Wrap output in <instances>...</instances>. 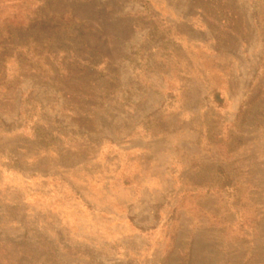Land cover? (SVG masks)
<instances>
[{
    "label": "rangeland",
    "instance_id": "1",
    "mask_svg": "<svg viewBox=\"0 0 264 264\" xmlns=\"http://www.w3.org/2000/svg\"><path fill=\"white\" fill-rule=\"evenodd\" d=\"M0 264H264V0H0Z\"/></svg>",
    "mask_w": 264,
    "mask_h": 264
},
{
    "label": "trees",
    "instance_id": "2",
    "mask_svg": "<svg viewBox=\"0 0 264 264\" xmlns=\"http://www.w3.org/2000/svg\"><path fill=\"white\" fill-rule=\"evenodd\" d=\"M225 185H227V184H225Z\"/></svg>",
    "mask_w": 264,
    "mask_h": 264
}]
</instances>
